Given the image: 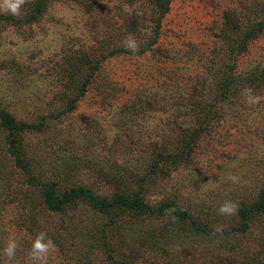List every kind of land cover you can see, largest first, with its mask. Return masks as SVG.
I'll return each mask as SVG.
<instances>
[{
  "label": "rangeland",
  "instance_id": "obj_1",
  "mask_svg": "<svg viewBox=\"0 0 264 264\" xmlns=\"http://www.w3.org/2000/svg\"><path fill=\"white\" fill-rule=\"evenodd\" d=\"M245 87L259 103L246 102ZM1 109L21 127L33 171L17 165L0 119V254L12 238L21 264H35L29 252L44 231L60 240L47 264H264V0L0 9ZM35 177L109 201L120 192L154 207L175 201L207 229L170 212L105 214L86 202L29 219L43 199ZM225 201L238 205L234 215L219 214Z\"/></svg>",
  "mask_w": 264,
  "mask_h": 264
},
{
  "label": "trees",
  "instance_id": "obj_2",
  "mask_svg": "<svg viewBox=\"0 0 264 264\" xmlns=\"http://www.w3.org/2000/svg\"><path fill=\"white\" fill-rule=\"evenodd\" d=\"M0 119L2 125L8 130L9 132V148L11 153L16 157L17 165L22 168L24 171L30 173L32 176V167L28 162L26 157V153L23 148V144L21 141V137L19 135V130L21 127L17 124L16 118L11 115L9 112L5 110H0ZM37 184L40 185L43 199L38 203L37 211L33 212L30 208L24 213L27 215V218L35 219L38 215V212L47 211L53 213H60L69 209L74 208L80 202H86L91 208L94 210L103 212L105 214H112L115 211H124L126 213H132L134 215L142 216H150V215H157L162 214L164 212H170L175 217L181 220H190L193 224L198 225L197 228L200 229L202 232L207 229L204 223H200V218H196V213L191 210L183 209L180 205H178L175 201H163L159 203L156 207L150 204L140 192L129 193L120 192L115 195L113 201H109L106 197H101L97 195L93 190L86 188L84 186H79L78 188L73 187L64 191H61L58 185L54 182L42 181L40 182L38 178L35 177L34 179ZM7 182V180H6ZM34 183V181H33ZM5 184V183H4ZM263 203L259 205L260 209H264V200ZM37 203H34L33 206H36ZM33 214V215H32ZM24 215L18 219V223L21 222L20 228H28L30 225L25 224V217ZM240 216L242 221L244 222V227H247V223L245 221L248 219L249 210L246 207L240 209ZM32 230V229H31ZM51 240L60 241L57 235H54L51 232ZM12 239V238H11ZM146 240V239H145ZM143 239V242L145 241ZM58 243V242H57ZM18 244V243H17ZM21 246L17 248L16 256L13 260L6 259L4 254H0V264H18V258L21 255ZM120 253L122 252L119 250ZM23 257L20 256V259ZM123 259V258H122ZM133 261V259L125 257V261ZM21 260H19V263ZM130 261V262H131Z\"/></svg>",
  "mask_w": 264,
  "mask_h": 264
},
{
  "label": "clouds",
  "instance_id": "obj_3",
  "mask_svg": "<svg viewBox=\"0 0 264 264\" xmlns=\"http://www.w3.org/2000/svg\"><path fill=\"white\" fill-rule=\"evenodd\" d=\"M27 0H2L0 2V9L6 13H10L13 16H19L21 14L22 6ZM124 46L136 52L138 50L137 42L132 38H127L124 41ZM246 97V102L249 105L257 104L260 102V97L253 95V89L251 87H245L242 93ZM238 205L233 201H225L219 208L220 215H234L237 212ZM216 231H221L218 227ZM18 244L14 239H10L3 249V254L11 261L16 256ZM55 249V244L47 236L44 231L38 232L35 239L32 242V247L29 252V256L35 264H47V259L50 253Z\"/></svg>",
  "mask_w": 264,
  "mask_h": 264
}]
</instances>
